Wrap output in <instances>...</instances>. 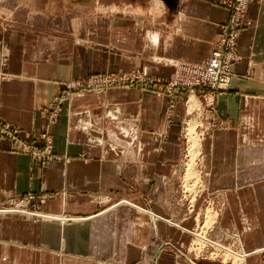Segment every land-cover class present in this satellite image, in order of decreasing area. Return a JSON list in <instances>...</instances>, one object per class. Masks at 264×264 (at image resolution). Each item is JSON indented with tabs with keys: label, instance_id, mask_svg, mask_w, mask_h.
<instances>
[{
	"label": "crops",
	"instance_id": "obj_1",
	"mask_svg": "<svg viewBox=\"0 0 264 264\" xmlns=\"http://www.w3.org/2000/svg\"><path fill=\"white\" fill-rule=\"evenodd\" d=\"M181 1L172 8L178 19L172 30L123 26L134 34L122 30L119 65H143L168 78L178 61L204 64L228 12L210 0ZM242 23L240 59L228 90L216 98V125L201 142L204 189L194 201L181 190L183 100L176 101L166 125L168 101L158 91L140 85L85 91L73 94L58 118L46 123L44 108L62 84L83 77L82 51L73 58L36 53L21 31H0L8 43L6 63L0 64L6 74L0 77V121L27 138L46 126L52 144L48 163L39 167L0 138V205L33 194L42 212L57 215L55 222L0 216V264H146L148 257L147 264H188L164 244L185 247L191 236L178 225L193 228L207 195L215 193L226 201L219 224L241 233L249 222L244 248L263 247L264 0H250ZM64 215L78 219L63 224ZM261 259L264 264V253ZM246 264H256L254 256Z\"/></svg>",
	"mask_w": 264,
	"mask_h": 264
},
{
	"label": "rangeland",
	"instance_id": "obj_2",
	"mask_svg": "<svg viewBox=\"0 0 264 264\" xmlns=\"http://www.w3.org/2000/svg\"><path fill=\"white\" fill-rule=\"evenodd\" d=\"M240 1L210 0L212 5L227 10L228 19L220 26L221 33L213 43L209 58L204 61V64L203 62L192 64L178 61L173 66L172 75L168 78L151 75L143 65L127 67L119 65L122 57V46L120 45L124 44L121 41L122 30H127L133 35V28L123 27L133 24L143 25L146 29H151L156 25H162L170 30L174 29L178 19L177 16H173L175 12L172 8L174 3L180 5L181 0H163L166 11L159 9L152 13L150 5L157 3L159 7L158 0H0V31H5V34L6 30L10 29L21 31L33 43L36 53H51L57 58L60 56L73 58L75 52L82 51L83 69L88 72L84 70L82 78H72L62 84L61 91L52 98L51 104L44 108L49 113L46 123L58 118V114L63 110L61 108L64 102L70 100L73 94L85 91H103L111 87L126 88L138 85L147 90L158 91L166 96L168 101L165 111L166 125L172 121V111L176 101L183 100L185 117L181 190L184 198L194 201L204 189L201 176L204 154L201 142L203 137L216 125L213 117L216 113V98L228 90L233 76L232 67L240 59L236 41L243 27L242 18L250 0H247L245 7L240 5ZM127 9L133 10L127 12ZM113 10L117 11L112 12ZM77 39L82 43L76 42ZM125 46L132 47L133 42ZM7 47V39L0 33L1 67L7 60ZM134 51H138L137 46ZM216 53L220 56L221 67L228 69L225 72L229 76L227 86L220 87L224 77H219L218 82L213 83V80L205 74L201 76L204 72L202 68L209 66V62L217 55ZM182 63L184 66L177 77H174L175 68ZM188 64L200 70V75L197 74L196 78L198 82L194 81L192 74L194 72L187 68ZM0 77H6L4 71ZM202 77L204 79H201ZM194 83L197 86L191 85ZM190 102L197 103L193 110H189ZM191 122L195 125L194 133L198 137L200 146L194 163L196 178L188 181L185 173L190 163V155L186 130L188 124H192ZM0 138L9 140L16 152L30 154L39 167L48 163V156L52 154L51 137L46 126H40L33 138H27L21 135L18 128L0 121ZM207 196L204 206L195 215L197 224L193 228L187 229L175 222L180 229L190 234L189 243L183 248L182 246L177 248L170 246L171 244L167 242L164 244H168L167 249L179 262L184 261L188 264H199L198 261L202 259L219 261L222 264H246L251 256H254L256 264H262L261 254L264 253V246L250 251L243 246L242 234L243 231L246 232L252 228L250 223L245 221L241 233L236 229L222 226L219 224V218L226 205L225 199L222 198L223 194L215 193ZM247 196L250 199V194ZM22 201L26 203L23 204ZM39 202L33 194L10 198L7 204L0 205V216H15L33 222L57 221L54 219L57 215L42 212ZM48 215L52 218L46 217ZM61 217L68 218L63 224L71 219H78L65 215ZM149 261L151 257L147 258V263Z\"/></svg>",
	"mask_w": 264,
	"mask_h": 264
},
{
	"label": "bare ground",
	"instance_id": "obj_3",
	"mask_svg": "<svg viewBox=\"0 0 264 264\" xmlns=\"http://www.w3.org/2000/svg\"><path fill=\"white\" fill-rule=\"evenodd\" d=\"M151 6L155 8V7L158 6V4L157 3H153ZM218 63H219L218 61H214L212 66H216L215 68H217L218 67ZM188 65H192V64H188ZM188 65H187V68H189ZM183 66H184V63L180 64L178 67L176 66L177 68H175L176 71L174 72V75H175L174 77H177L178 73H180V70H181V68ZM215 68L212 67L210 70L212 71ZM232 73H233V71H232ZM195 82H196V80H195ZM191 83H193V82H191ZM220 87H222V86H220ZM192 92H194V90H192ZM210 100H212V99L210 98ZM196 106H197L196 102H190L189 110H193V108H195ZM194 127H195V125L193 123L192 124L189 123L188 127H187V130H186L187 131V135H188V140H187L188 141L187 142L188 146L187 147L189 149L188 152H189V155H190V159H189L190 163H189V165H188V167L186 169V173H185L186 180H188V181L189 180H194L196 178V171L194 169V163H195V159H196V156L198 154V150H199V146H200L198 137H196L195 133H194L195 132L194 131L195 130Z\"/></svg>",
	"mask_w": 264,
	"mask_h": 264
},
{
	"label": "built area",
	"instance_id": "obj_4",
	"mask_svg": "<svg viewBox=\"0 0 264 264\" xmlns=\"http://www.w3.org/2000/svg\"><path fill=\"white\" fill-rule=\"evenodd\" d=\"M241 2V6L243 7L244 5H246V3H247V0H241L240 1ZM245 7V6H244ZM217 55L213 58V59H211V61L209 62V66L208 67H203L202 69H203V73L201 74V76H203L204 74L206 75V77H209L210 79H212L213 80V83H217L218 82V78L219 77H224V81H222L223 82V85H221V86H227V84L229 83V76L225 73V72H227L228 71V69L227 68H222L221 67V61H220V56H218V53H216ZM214 61H218L219 63H218V67L217 68H215L216 66H212V64L214 63ZM227 63V62H226ZM188 67H189V69L191 70V71H193L194 73H192L193 74V77H194V81L196 80V78H197V74H199L200 75V70L199 69H197L196 67L194 68V66L192 67L191 65H188ZM212 67H214L215 69H213L212 71L210 70ZM197 72H199V73H197ZM201 72H202V70H201ZM201 79H204V77H202ZM196 82H198V80L196 81ZM111 83H113V82H111ZM191 85H193V87H195V85H196V83H194V84H191ZM193 87H191V88H193ZM23 202V201H22ZM21 202V203H22ZM26 202L24 201L23 202V204H25ZM20 206V205H19Z\"/></svg>",
	"mask_w": 264,
	"mask_h": 264
},
{
	"label": "clouds",
	"instance_id": "obj_5",
	"mask_svg": "<svg viewBox=\"0 0 264 264\" xmlns=\"http://www.w3.org/2000/svg\"><path fill=\"white\" fill-rule=\"evenodd\" d=\"M158 2H159L161 9L166 11V6L163 4V0H158Z\"/></svg>",
	"mask_w": 264,
	"mask_h": 264
}]
</instances>
